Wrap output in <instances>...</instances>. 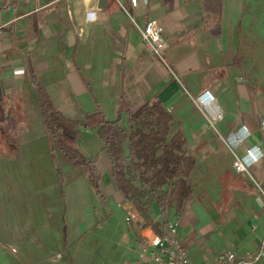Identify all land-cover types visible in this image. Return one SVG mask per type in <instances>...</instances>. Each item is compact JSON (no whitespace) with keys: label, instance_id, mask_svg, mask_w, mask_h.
<instances>
[{"label":"crops","instance_id":"1","mask_svg":"<svg viewBox=\"0 0 264 264\" xmlns=\"http://www.w3.org/2000/svg\"><path fill=\"white\" fill-rule=\"evenodd\" d=\"M246 2L148 0L133 8L129 0H0V144L26 146L32 168L25 174L22 153L0 151V264H115L134 258L141 224L117 191L95 132L80 129L98 146L91 157L82 153L100 174L98 196L83 168L51 151L34 81L65 118L100 110L109 121L120 117L125 133V110L157 97L196 160L193 195L180 213L167 211L165 223L180 219L178 237L196 263L257 250L264 234V40L249 36ZM130 17L161 26L164 62L145 50ZM205 91L213 102L201 108L194 99ZM241 126L249 135L236 144L231 135L241 139ZM253 146L263 158L236 173L230 148L241 156ZM123 149L127 155V142ZM148 217L161 220L155 202Z\"/></svg>","mask_w":264,"mask_h":264},{"label":"trees","instance_id":"2","mask_svg":"<svg viewBox=\"0 0 264 264\" xmlns=\"http://www.w3.org/2000/svg\"><path fill=\"white\" fill-rule=\"evenodd\" d=\"M38 109L53 149L71 165L81 167L89 179L93 193L99 194L100 174L77 146L80 129L88 128L102 140L111 162L112 181L125 203L135 210L136 222H145L159 235L165 225L167 211L180 213L193 195L190 179L196 167L195 158L186 149L180 126L162 102L153 97L132 112L123 105L127 115L128 133L120 126L121 119L109 121L102 111L86 115L83 120L65 118L54 107L46 91L34 81ZM127 142L128 154L124 153ZM161 210L160 222L148 217L150 203Z\"/></svg>","mask_w":264,"mask_h":264},{"label":"built area","instance_id":"3","mask_svg":"<svg viewBox=\"0 0 264 264\" xmlns=\"http://www.w3.org/2000/svg\"><path fill=\"white\" fill-rule=\"evenodd\" d=\"M131 7L135 8L139 4H148V0H129ZM128 15L126 10L122 7ZM93 16V13H90ZM134 28L140 35L145 50L153 55L156 59L164 62L163 52L166 47L165 40L162 36L161 26L157 21L148 19L142 25L131 18ZM91 20V19H90ZM93 20V17H92ZM201 108H204L213 102V97L209 91H205L194 99ZM221 118L218 113L212 121ZM212 125V124H211ZM264 132V125L261 127ZM243 132V137L240 139L236 133L231 135V138L239 144L248 137L249 132L245 126L239 128ZM230 148V147H229ZM233 162L232 168L236 173L248 172L250 166L261 161L263 153L256 147H249L243 150L240 156L232 151ZM132 212L127 214L125 221L131 223L133 216ZM180 219H175L166 224L161 235L155 233L153 229L145 222H142L138 229L139 233L136 239V248L134 249V258L116 262L115 264H196L189 258L188 252L183 247L178 234ZM264 260V234L262 235L257 250L251 254H241L237 250H228L219 254L210 262H202L199 264H261Z\"/></svg>","mask_w":264,"mask_h":264},{"label":"rangeland","instance_id":"4","mask_svg":"<svg viewBox=\"0 0 264 264\" xmlns=\"http://www.w3.org/2000/svg\"><path fill=\"white\" fill-rule=\"evenodd\" d=\"M245 12L248 15V28L249 29V36H255V34L260 35L262 37V39L264 40V0H247L246 2V8H245ZM259 38V37H258ZM22 136V135H21ZM14 140V139H13ZM15 141V140H14ZM85 143H88L86 146L84 145ZM2 146L6 147V149H3ZM77 146L79 148V150L84 153L86 155H90L89 157H91L96 151H97V143H96V139L93 138H88V135L81 133L79 136V140L77 142ZM21 147V149H20ZM14 146L13 145H5V144H0V151L4 152V154H9L10 156L14 157L15 154L17 152L22 153L25 150V147L22 146ZM86 150H85V149ZM8 155V156H9ZM20 157V162H18V164H24V168H29V170H27L25 174L30 175V170H32V168L29 166V164L31 163L29 160V158L25 157V155L19 154ZM88 158V157H86ZM12 162V165L15 164V160H10ZM11 164V163H10ZM17 164V163H16ZM90 186V185H89ZM186 217L189 218V212L186 211ZM97 254L96 249L94 248L93 252L91 253V256L94 257V255ZM189 258L191 259V257L189 256ZM196 263V262H194ZM199 264V263H196Z\"/></svg>","mask_w":264,"mask_h":264}]
</instances>
